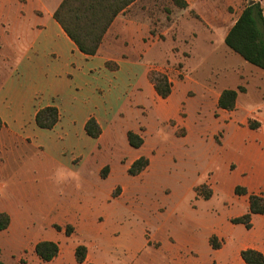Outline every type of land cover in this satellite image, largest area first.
Instances as JSON below:
<instances>
[{
	"label": "rangeland",
	"instance_id": "obj_1",
	"mask_svg": "<svg viewBox=\"0 0 264 264\" xmlns=\"http://www.w3.org/2000/svg\"><path fill=\"white\" fill-rule=\"evenodd\" d=\"M251 1L260 4L264 15V0H206L207 12L214 6L213 17L203 15L196 5L176 16L170 35L165 36L162 28L157 31L160 42L151 45L143 62L156 63L155 68L166 73L172 84L186 75L181 72V62L165 58L179 50L186 58L191 52L184 61L191 81L179 82L171 100L174 108L184 109L187 136L176 137L173 127L160 124L162 116L145 93V101L151 103L149 114L132 113L120 119L122 128L150 121L149 130L143 133L142 151L150 164L142 174L131 177L126 172L138 153L129 147L121 129L112 130L93 160L73 171L79 174L78 181L56 185L51 179L55 171L48 166L31 171L17 170L14 164L6 169L0 164V203L18 205L21 211L12 234L15 246L37 238L57 240L68 258L75 246L84 243L92 246L96 264H209L216 255L209 246V238L215 234L221 246L225 245L222 257L230 261L247 241L243 225L230 222L247 208L246 197L235 196L234 188L256 181L248 170L247 148L253 136L264 133V127L235 136L232 123L214 119L213 114L219 118L222 112L216 110L206 89L212 84L218 90L247 88L246 94L239 96L241 109L234 118L240 121L254 112L264 119L263 70L223 51L226 46L221 37ZM158 4L159 8L168 7L163 0ZM8 66L0 63V85ZM257 106L260 111H253ZM183 132L181 128L177 133ZM100 165L109 166L105 180L99 177ZM26 170L28 176L16 173ZM201 185L212 190L210 199L196 194ZM115 187L119 193L124 189L118 199L111 198ZM51 224L63 228L71 224L78 227V233L66 238L52 230Z\"/></svg>",
	"mask_w": 264,
	"mask_h": 264
},
{
	"label": "crops",
	"instance_id": "obj_2",
	"mask_svg": "<svg viewBox=\"0 0 264 264\" xmlns=\"http://www.w3.org/2000/svg\"><path fill=\"white\" fill-rule=\"evenodd\" d=\"M62 1L0 0V63L10 65L0 85V164L6 169L14 164L17 170L31 168V171H40L41 167L48 166L52 171L59 167L80 171L93 160L112 130L121 129L126 140L129 131L143 138V133L150 128V121L146 119L137 127L122 128L120 119L132 113L146 117L151 103L162 116L160 124L170 125L176 137L185 138L187 131L184 109L180 106L174 108L171 100L174 98V87L179 82L191 81L184 67V61L191 56V52L189 57L184 58L181 50L179 53L171 51L173 57L165 58L170 62H181V72L186 76L183 81L172 84L168 75L161 72L167 75L172 84V92L164 100L158 97L148 80V73L156 69V63L143 62V58L153 43L160 42L158 30H163L165 36L171 34L178 14L180 16L198 5L203 15L213 17L214 6L212 11L207 12L209 6L206 0H184L188 7L179 9L175 6L174 10L172 0H163L168 2L167 8L158 7V2L162 0H134L114 18L103 36L97 54L86 56L79 51L53 17ZM179 11L182 13H178ZM163 24L164 26H161ZM233 24L222 32L223 42ZM208 43L211 45L213 42ZM216 51L214 49L213 53H217ZM223 51L232 52L228 47ZM108 63L114 65L115 69H109ZM174 73L181 74L178 71ZM225 89L229 88L218 90L213 84L211 88L206 89L216 110L222 112L219 118L213 114L214 119L232 123L235 136L244 131H260L264 127V119L256 116L254 112L240 121L234 118L236 112L241 109L239 96L246 94L248 89L238 92L236 108L232 112L217 106L220 93ZM145 93L149 95L150 104L145 101ZM189 95H192V92H189ZM46 107H55L59 112V121L51 130L40 129L35 123L36 113ZM260 107L253 108V111L259 112ZM90 118H94L101 129L98 139L90 138L85 132V124ZM249 120L260 121V127L257 130L249 129ZM181 128L184 132L178 134ZM143 141V145L135 149L138 154L129 162L127 169L133 161L145 157L142 152L145 146V140ZM248 144V170L256 181L241 187L246 188L249 194L264 196V133L253 136ZM218 145L222 146V143ZM234 165L235 170L238 169V165ZM105 166L100 165V170ZM27 170L16 173L24 172L28 176ZM109 175L108 171L105 179ZM115 189L116 187L112 193ZM112 193L111 198L118 199L123 195L124 189L122 188V192L116 197H113ZM243 197L247 200V196ZM18 207L11 203H0V213H6L10 218L7 229L0 231V260L5 264H78L74 253L79 245L87 248L86 259L81 264H96L93 261L92 246L90 248L84 243L75 246L71 254L69 253L71 257L67 258V252L59 242L51 241L57 244L59 251L50 262L42 261L35 253L37 243L49 240L37 238L25 245L15 246L11 240L15 223L21 214ZM247 210L248 200L247 208L240 216L247 213ZM98 220L102 221V217H98ZM251 224V229H246L247 241L236 249L230 261L222 257L221 253L225 247L222 244L218 250L211 248L216 255L211 258L209 264H244L240 252L245 249H254L264 256V214L253 215ZM55 225L57 224H51L50 228L65 235L64 228L71 224H66L64 228L57 225L61 228L60 231L54 228ZM72 227L73 234L66 238L77 235L78 227Z\"/></svg>",
	"mask_w": 264,
	"mask_h": 264
},
{
	"label": "trees",
	"instance_id": "obj_3",
	"mask_svg": "<svg viewBox=\"0 0 264 264\" xmlns=\"http://www.w3.org/2000/svg\"><path fill=\"white\" fill-rule=\"evenodd\" d=\"M134 0H63L53 14L55 21L60 25L70 40L77 46L79 51L86 56L97 54L104 34L107 32L114 18ZM174 6L179 9H186L188 4L184 0H172ZM224 44L233 53L240 56L248 64L264 71V15L259 3H250L241 11L239 17L229 29L225 36ZM109 69L115 66L108 63ZM148 80L153 85L159 98L167 99L172 92V84L167 75L156 70L148 73ZM238 92H244L243 88L237 90L225 89L220 93L217 106L227 112H232L236 108ZM59 121V112L55 107H46L39 110L35 115V123L40 129L51 130ZM248 127L257 130L260 127L258 121L249 120ZM85 132L92 139H98L101 129L94 118H90L85 124ZM127 141L130 147L140 148L143 138L131 131L127 133ZM149 166L146 157H140L132 162L127 169V174L136 177L144 172ZM109 167L105 166L100 177L105 179L108 175ZM198 196L205 200L212 197V190L201 185L195 189ZM119 189L116 188L112 195L118 196ZM235 196H247L248 210L242 216L232 218L230 222L234 225H243L249 230L252 227L253 215L264 214V196L249 194L247 189L241 186L234 188ZM10 218L6 213H0V231L7 229ZM57 231L61 228L54 226ZM65 235L70 236L74 232L71 225L64 229ZM209 245L212 249L221 248V242L216 236L209 238ZM58 246L51 241H41L35 246L36 255L44 262H50L58 255ZM87 248L79 245L75 249L76 263L81 264L86 259ZM240 258L244 264H264L262 253L254 249H245L240 252ZM0 264H5L0 260Z\"/></svg>",
	"mask_w": 264,
	"mask_h": 264
},
{
	"label": "clouds",
	"instance_id": "obj_4",
	"mask_svg": "<svg viewBox=\"0 0 264 264\" xmlns=\"http://www.w3.org/2000/svg\"><path fill=\"white\" fill-rule=\"evenodd\" d=\"M52 181L56 185H61L68 180L78 181L79 174L71 170H66L63 167H59L55 170L53 176L51 177Z\"/></svg>",
	"mask_w": 264,
	"mask_h": 264
},
{
	"label": "water",
	"instance_id": "obj_5",
	"mask_svg": "<svg viewBox=\"0 0 264 264\" xmlns=\"http://www.w3.org/2000/svg\"><path fill=\"white\" fill-rule=\"evenodd\" d=\"M253 3H254V1H251V2H250V5H252Z\"/></svg>",
	"mask_w": 264,
	"mask_h": 264
}]
</instances>
